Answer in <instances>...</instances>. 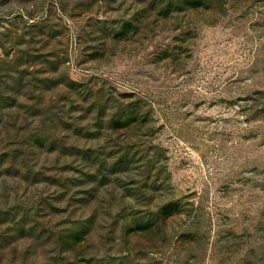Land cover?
I'll use <instances>...</instances> for the list:
<instances>
[{
  "label": "rangeland",
  "instance_id": "374dc122",
  "mask_svg": "<svg viewBox=\"0 0 264 264\" xmlns=\"http://www.w3.org/2000/svg\"><path fill=\"white\" fill-rule=\"evenodd\" d=\"M0 264H264V0H0Z\"/></svg>",
  "mask_w": 264,
  "mask_h": 264
}]
</instances>
